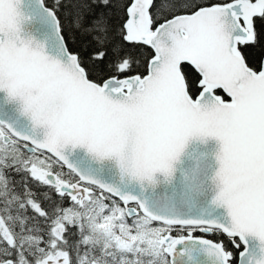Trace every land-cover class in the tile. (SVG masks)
Segmentation results:
<instances>
[{"label": "snow or ice", "instance_id": "1", "mask_svg": "<svg viewBox=\"0 0 264 264\" xmlns=\"http://www.w3.org/2000/svg\"><path fill=\"white\" fill-rule=\"evenodd\" d=\"M0 264H264V0H0Z\"/></svg>", "mask_w": 264, "mask_h": 264}]
</instances>
